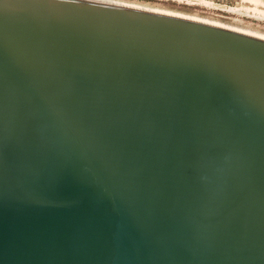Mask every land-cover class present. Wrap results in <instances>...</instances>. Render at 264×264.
Instances as JSON below:
<instances>
[{
	"label": "water",
	"instance_id": "water-1",
	"mask_svg": "<svg viewBox=\"0 0 264 264\" xmlns=\"http://www.w3.org/2000/svg\"><path fill=\"white\" fill-rule=\"evenodd\" d=\"M0 264H264V30L0 0Z\"/></svg>",
	"mask_w": 264,
	"mask_h": 264
},
{
	"label": "rangeland",
	"instance_id": "rangeland-1",
	"mask_svg": "<svg viewBox=\"0 0 264 264\" xmlns=\"http://www.w3.org/2000/svg\"><path fill=\"white\" fill-rule=\"evenodd\" d=\"M211 15L264 30V0H130ZM248 9V10H247ZM258 9V10H254ZM258 11V13H257ZM261 12V13H259Z\"/></svg>",
	"mask_w": 264,
	"mask_h": 264
},
{
	"label": "bare ground",
	"instance_id": "bare-ground-1",
	"mask_svg": "<svg viewBox=\"0 0 264 264\" xmlns=\"http://www.w3.org/2000/svg\"><path fill=\"white\" fill-rule=\"evenodd\" d=\"M261 3H263L264 4V2L263 1H261ZM248 10V9H247ZM254 10H258V9H254ZM257 13H258V11H257ZM259 13H261V12H259Z\"/></svg>",
	"mask_w": 264,
	"mask_h": 264
}]
</instances>
